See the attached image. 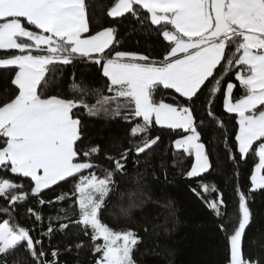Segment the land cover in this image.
I'll return each mask as SVG.
<instances>
[{
    "label": "snow or ice",
    "instance_id": "1",
    "mask_svg": "<svg viewBox=\"0 0 264 264\" xmlns=\"http://www.w3.org/2000/svg\"><path fill=\"white\" fill-rule=\"evenodd\" d=\"M95 7L89 0H0V69L10 74L13 86L0 92V198L6 202L0 206V264H21L20 253L27 254L28 264H61V254L73 250L77 255L89 251L93 264H138L135 254L144 236L159 226L149 228L147 219L130 226L136 193H128L132 203L120 209L122 219L110 225L104 213L117 177L128 174L130 156L137 165L142 159L151 163L147 157L162 142L160 134H153L157 130L175 133L169 145L173 166L187 180L198 179L199 189L191 191L218 218L226 264H264V256L245 250L252 219L248 199L264 189V0H109L102 5L112 24L135 21L151 29L160 59L121 50L115 27L93 30ZM77 63L93 67L94 75L73 72L64 78L62 70ZM238 86L244 94L236 98ZM218 98L238 125L230 147L225 122L215 112ZM198 102L224 137L227 160L233 165L257 161L249 192L235 189V216L222 211L224 193L204 182L215 169L202 139L205 118L197 115ZM81 114L124 121L127 145L113 155L86 141ZM186 157L191 163L184 170ZM101 159L109 166L97 163ZM69 182L71 192L43 199ZM209 193L217 195L209 199ZM73 197L75 238L65 231L69 223L60 222L67 216L49 218L43 233L49 237L47 248L31 234L33 228L17 220L27 203L61 204ZM161 208L174 213L171 201ZM27 214L43 225L40 212L29 207ZM57 231L68 238L63 249L51 246Z\"/></svg>",
    "mask_w": 264,
    "mask_h": 264
},
{
    "label": "trees",
    "instance_id": "2",
    "mask_svg": "<svg viewBox=\"0 0 264 264\" xmlns=\"http://www.w3.org/2000/svg\"><path fill=\"white\" fill-rule=\"evenodd\" d=\"M109 0H89L90 4L96 5L91 26L96 30L103 26H112L118 30L120 39V49L125 51L140 52L150 55L154 59L161 58V49L155 33L135 21L123 24H112L110 18L103 15L102 5ZM4 55L0 51V56ZM64 78L71 76L73 72L83 74L86 78L94 75L93 67L77 63L75 67L67 66L63 70ZM10 74L0 69V92L7 90L10 85ZM235 82V81H234ZM102 84V81H97ZM238 85V82H235ZM59 90V89H57ZM236 98L244 94L239 86L234 89ZM55 94V92H53ZM159 98V97H158ZM165 102H172L168 96L163 97ZM204 98L201 97V100ZM217 117L224 120L226 125L227 140L229 147L234 139V133L238 130V125L232 115L223 111L222 98H218L215 104ZM197 115L200 118L206 117V112L197 103ZM86 141L101 144L104 150L113 155H118L120 146L127 145L125 135V122L119 118L110 117H90L86 114L80 116ZM210 118H205L203 127L206 132L202 139L207 149L211 153L210 159L214 165V171L206 174L205 183L215 184L223 193L227 207L222 209L226 214L235 216L237 214L238 198L235 189L240 188L246 194L251 187L250 175L254 170L256 160L248 159L240 161L238 165H233L227 160L224 144V137L214 123H210ZM161 135V143L155 147V151L147 157L151 163L145 165L143 159L137 165L133 157L130 156L127 163V175L117 177L116 191L110 194V204L104 213L105 222L110 225L116 222L120 209H128L132 201L129 200L128 193H136L134 197L136 206L132 207L128 219L132 227H139L147 219L150 221L149 228L156 227V231L151 235L144 236V243L139 246L135 256L138 264H226V237L218 230V218L207 208L204 201L197 197L191 189H199L197 178L189 181L182 175L180 167L173 166V156L169 145L175 133L168 130H157L153 133ZM104 167H108V162L104 159L97 161ZM191 158H185L183 168L190 167ZM163 165V166H162ZM138 173L142 174V179L138 178ZM97 174H102L99 172ZM73 184L65 183L63 187L56 186L55 191H47L43 199L54 200L62 192H71ZM121 193H124L121 198ZM143 193V196H141ZM216 193L207 194V198H214ZM151 196V199H147ZM73 200L68 199L61 204L40 206L35 201L27 203L21 207L16 214L19 223L34 229L31 233L36 239L44 242L45 247H49V237L44 235L50 217L58 214L67 216L68 219L60 221L69 223V229L65 230L69 236L75 238L77 231L70 221L78 218V206H73ZM159 201L160 203H155ZM171 201L174 213L167 212L161 208V204ZM6 202L0 198V206ZM248 205L252 213L249 227L246 229L245 250L249 256H264V189L252 192L248 199ZM33 208L44 217L43 225L35 222L34 217L27 214V208ZM63 208L65 211L61 212ZM2 218V217H0ZM53 227H58V222L53 220ZM82 239H87L82 237ZM69 242L62 232L57 231L51 238V246L63 249ZM26 253H20L21 264H28L25 259ZM11 259V258H10ZM94 257L87 250H82L80 255L76 251L63 252L60 256L61 264H93Z\"/></svg>",
    "mask_w": 264,
    "mask_h": 264
}]
</instances>
